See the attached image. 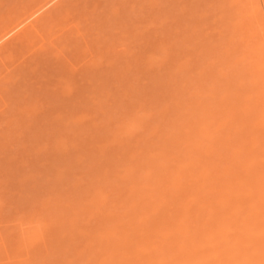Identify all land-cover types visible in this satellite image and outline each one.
I'll return each mask as SVG.
<instances>
[{"label":"rangeland","instance_id":"rangeland-1","mask_svg":"<svg viewBox=\"0 0 264 264\" xmlns=\"http://www.w3.org/2000/svg\"><path fill=\"white\" fill-rule=\"evenodd\" d=\"M256 4L0 0V264H264Z\"/></svg>","mask_w":264,"mask_h":264},{"label":"bare ground","instance_id":"bare-ground-1","mask_svg":"<svg viewBox=\"0 0 264 264\" xmlns=\"http://www.w3.org/2000/svg\"><path fill=\"white\" fill-rule=\"evenodd\" d=\"M261 1H262V6H264V0H257V4H256L260 9H261V7H260Z\"/></svg>","mask_w":264,"mask_h":264}]
</instances>
